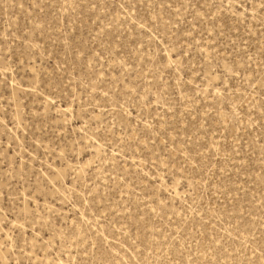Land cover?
<instances>
[{"label": "rangeland", "instance_id": "rangeland-1", "mask_svg": "<svg viewBox=\"0 0 264 264\" xmlns=\"http://www.w3.org/2000/svg\"><path fill=\"white\" fill-rule=\"evenodd\" d=\"M0 264H264V0H0Z\"/></svg>", "mask_w": 264, "mask_h": 264}]
</instances>
